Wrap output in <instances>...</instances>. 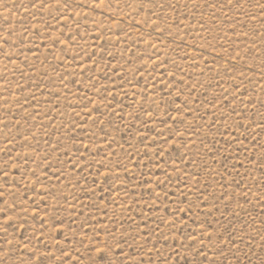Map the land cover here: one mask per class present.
<instances>
[{"label":"rangeland","instance_id":"374dc122","mask_svg":"<svg viewBox=\"0 0 264 264\" xmlns=\"http://www.w3.org/2000/svg\"><path fill=\"white\" fill-rule=\"evenodd\" d=\"M264 0H0V264H264Z\"/></svg>","mask_w":264,"mask_h":264},{"label":"snow or ice","instance_id":"6c2138e0","mask_svg":"<svg viewBox=\"0 0 264 264\" xmlns=\"http://www.w3.org/2000/svg\"><path fill=\"white\" fill-rule=\"evenodd\" d=\"M262 10H264V4L258 5Z\"/></svg>","mask_w":264,"mask_h":264}]
</instances>
